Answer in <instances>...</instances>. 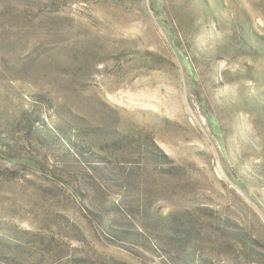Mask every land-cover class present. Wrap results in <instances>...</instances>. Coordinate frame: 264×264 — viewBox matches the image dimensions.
I'll use <instances>...</instances> for the list:
<instances>
[{
	"label": "rangeland",
	"instance_id": "374dc122",
	"mask_svg": "<svg viewBox=\"0 0 264 264\" xmlns=\"http://www.w3.org/2000/svg\"><path fill=\"white\" fill-rule=\"evenodd\" d=\"M0 264H264V0H0Z\"/></svg>",
	"mask_w": 264,
	"mask_h": 264
}]
</instances>
